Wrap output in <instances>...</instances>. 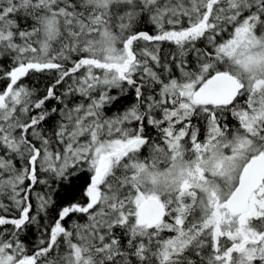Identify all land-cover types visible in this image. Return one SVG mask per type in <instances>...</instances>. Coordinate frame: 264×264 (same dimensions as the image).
I'll return each instance as SVG.
<instances>
[{"label": "snow or ice", "instance_id": "1", "mask_svg": "<svg viewBox=\"0 0 264 264\" xmlns=\"http://www.w3.org/2000/svg\"><path fill=\"white\" fill-rule=\"evenodd\" d=\"M0 264H264V0H0Z\"/></svg>", "mask_w": 264, "mask_h": 264}, {"label": "trees", "instance_id": "2", "mask_svg": "<svg viewBox=\"0 0 264 264\" xmlns=\"http://www.w3.org/2000/svg\"><path fill=\"white\" fill-rule=\"evenodd\" d=\"M34 237H35V233H30L29 234V239L31 240V239H34Z\"/></svg>", "mask_w": 264, "mask_h": 264}]
</instances>
